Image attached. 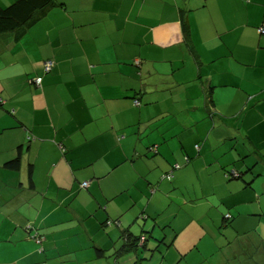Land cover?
I'll return each mask as SVG.
<instances>
[{
	"label": "crops",
	"instance_id": "0c3cea01",
	"mask_svg": "<svg viewBox=\"0 0 264 264\" xmlns=\"http://www.w3.org/2000/svg\"><path fill=\"white\" fill-rule=\"evenodd\" d=\"M262 25L264 0H63L0 34V264H129L110 255L125 231L147 232L158 264L264 244Z\"/></svg>",
	"mask_w": 264,
	"mask_h": 264
},
{
	"label": "trees",
	"instance_id": "16d2710c",
	"mask_svg": "<svg viewBox=\"0 0 264 264\" xmlns=\"http://www.w3.org/2000/svg\"><path fill=\"white\" fill-rule=\"evenodd\" d=\"M63 3V0H14L11 3H9L6 6H0V34H4V33H8V32H12L15 30H19L22 28H25L31 24H33L37 19L40 18L41 14H44L45 12H47L50 8H52L55 5L61 4ZM264 25L260 26L257 28V33H264V32H260L259 28H263ZM52 62V67H53V61L50 60ZM52 67L44 72H49ZM40 77V76H38ZM35 79V78H34ZM34 79L31 80L32 83H34L35 85H40L36 84L34 82ZM40 81H41V77H40ZM212 88L211 86H208L207 92H206V100L208 101V104L210 105V110H212ZM2 102V100L0 99V103ZM134 104H139V101L137 99H135L133 101ZM212 111H210L211 113ZM208 113V114H210ZM195 147H197V145H195ZM150 151L155 152L156 151V146L152 145L151 147H149ZM187 160V158H186ZM4 167H6L7 169L10 170H18L20 167V155L19 153H17L15 155V157H13L12 159L7 160L4 163ZM181 167L180 164H173L172 168L174 169H179ZM251 170H246L244 172V170H238V169H234V168H228L227 170H224V175L225 178L227 180H234V181H242L244 186L246 187H250L253 181V178L255 177L256 174H253ZM244 172V173H243ZM253 174V175H252ZM172 171L169 172H164L161 174L160 179H167V180H171L172 179ZM27 177L29 179V184L30 186L33 187V178H32V165L29 164L28 166V172H27ZM88 182L87 181H83L81 182L80 186L81 188H85L87 186ZM233 216H231L230 213H224L222 215V225L226 224V226H230L231 224V219ZM104 225H115V226H120V221L118 219H106L104 221ZM25 231H26V237L30 238L32 241H34L37 244V248L38 250H43L42 244L45 240V236L43 233H41L37 228H35L32 224L28 223L25 225L24 227ZM147 232H141L138 235H134L128 231H125L122 234L123 237V241L124 243H121L120 246H118V248H115V250L113 251V253H110V255L113 257L115 263H119V258L120 256L127 254L129 252H132V255H134V258H136L137 256H139V254L141 255V258H146V255H144V251L148 250L152 253H154V251H159L157 249V246L153 249V247H148V245L146 244V239L147 237ZM250 234H252L251 232L247 235H244L241 239V244H242V254L239 256L238 260H235V257L230 253V251L228 252V261L227 264L229 263V260H232L233 262H237L238 264H248L245 260L247 258H249L251 260V262H255V258L258 257L259 255L263 254V250H264V244H262L263 242L261 241H257V243L254 241V247L256 249H251L250 246V240L247 242V238L250 237ZM232 246H229L230 244H228V247H230L229 250H231V248L234 246L235 244V240L232 243ZM245 244V245H244ZM259 244H261V247H258ZM252 245V246H253ZM247 246V247H246ZM144 248V250H140V248ZM96 252L98 255H102V253L104 252V250L102 249H96ZM142 252V253H140ZM233 252V250H232ZM234 252L236 253L235 249ZM159 253V252H158ZM235 255V254H234ZM160 257L163 259V254H160ZM241 258V259H240ZM42 264H46L45 262ZM201 264H207V258L204 257L203 258V262H201Z\"/></svg>",
	"mask_w": 264,
	"mask_h": 264
},
{
	"label": "rangeland",
	"instance_id": "374dc122",
	"mask_svg": "<svg viewBox=\"0 0 264 264\" xmlns=\"http://www.w3.org/2000/svg\"><path fill=\"white\" fill-rule=\"evenodd\" d=\"M180 216H181V214L179 215V217ZM197 218L200 220L201 218L203 219V216H201L200 214H197ZM147 237H148V234H147ZM258 247H261V244H259ZM256 248L253 245L252 248H250V250L251 249H256ZM229 249H230V247H227V251L228 252H229ZM140 250H144V248L141 247ZM144 252L146 253V258H141V255L140 254L136 258H134L133 255H132L131 261H130L129 264H158V261H156V258L157 257L155 255V253L158 254V251H154V253H152V252L146 250ZM140 253H142V252H140ZM111 258H113V257L111 256ZM244 260L247 263H250L251 262V260L249 258H247V259L244 258ZM229 263L231 264V260H229Z\"/></svg>",
	"mask_w": 264,
	"mask_h": 264
},
{
	"label": "built area",
	"instance_id": "2783aa9c",
	"mask_svg": "<svg viewBox=\"0 0 264 264\" xmlns=\"http://www.w3.org/2000/svg\"><path fill=\"white\" fill-rule=\"evenodd\" d=\"M259 31H260V32H264V27H263V28H259ZM51 66H52V62H51L50 60H47V61L45 62V64H44V69H45L46 71H48V70L50 69ZM34 82H35L36 84H39V83H40V77H36V78L34 79Z\"/></svg>",
	"mask_w": 264,
	"mask_h": 264
},
{
	"label": "bare ground",
	"instance_id": "6f19581e",
	"mask_svg": "<svg viewBox=\"0 0 264 264\" xmlns=\"http://www.w3.org/2000/svg\"><path fill=\"white\" fill-rule=\"evenodd\" d=\"M51 67H52V66H51ZM51 67H50V68H51Z\"/></svg>",
	"mask_w": 264,
	"mask_h": 264
}]
</instances>
